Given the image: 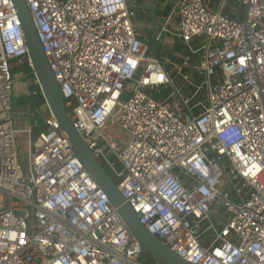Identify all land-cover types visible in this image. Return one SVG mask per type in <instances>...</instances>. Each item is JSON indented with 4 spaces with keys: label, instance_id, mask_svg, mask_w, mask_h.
<instances>
[{
    "label": "built area",
    "instance_id": "2783aa9c",
    "mask_svg": "<svg viewBox=\"0 0 264 264\" xmlns=\"http://www.w3.org/2000/svg\"><path fill=\"white\" fill-rule=\"evenodd\" d=\"M160 1L152 26L147 0H25L73 127L140 223L194 264H264V0ZM12 93L40 95V119L12 113ZM0 264H157L52 115L12 0H0Z\"/></svg>",
    "mask_w": 264,
    "mask_h": 264
},
{
    "label": "water",
    "instance_id": "95a60500",
    "mask_svg": "<svg viewBox=\"0 0 264 264\" xmlns=\"http://www.w3.org/2000/svg\"><path fill=\"white\" fill-rule=\"evenodd\" d=\"M12 1L21 23L32 66L39 78L44 99L52 115L58 122L60 128L66 133L72 149L84 168L96 184L104 190L111 205L119 214L130 235L138 243L140 255H148L157 264H194L162 244L140 223L133 207L124 198L115 180L95 157L82 136L73 127L64 106L60 85L50 69L48 59L37 36L26 2L25 0ZM159 1L147 0L140 8L142 12H152V14L145 17L147 21L151 22L152 26L157 23V19L152 15ZM143 17L142 13H137L135 19H143ZM239 18H241V15ZM136 23L138 24V22ZM210 216L212 217L213 215L211 214Z\"/></svg>",
    "mask_w": 264,
    "mask_h": 264
},
{
    "label": "rangeland",
    "instance_id": "374dc122",
    "mask_svg": "<svg viewBox=\"0 0 264 264\" xmlns=\"http://www.w3.org/2000/svg\"><path fill=\"white\" fill-rule=\"evenodd\" d=\"M161 2H158L157 4V9H156V14L158 15V19L161 22V20H163L164 16L166 15L167 9H161ZM150 13V12H148ZM159 46L158 42H156L154 44V48L157 49ZM163 53L167 54V50H162ZM170 53V51H168V54ZM24 71H28V68L26 66H24L22 68ZM33 95H25L22 93L19 94H15L12 93V97H11V108H12V113H17V115L20 114L21 111H25L28 108L34 112L35 115V119L39 120L40 119V115L38 113L37 110H35L33 108ZM148 258H150L148 255H141V260L146 261Z\"/></svg>",
    "mask_w": 264,
    "mask_h": 264
},
{
    "label": "trees",
    "instance_id": "16d2710c",
    "mask_svg": "<svg viewBox=\"0 0 264 264\" xmlns=\"http://www.w3.org/2000/svg\"><path fill=\"white\" fill-rule=\"evenodd\" d=\"M171 51H178L181 52L182 51V46L179 43H175L171 49ZM33 106L35 109H38L40 107V105H42L44 103L42 97L40 95H33Z\"/></svg>",
    "mask_w": 264,
    "mask_h": 264
},
{
    "label": "crops",
    "instance_id": "0c3cea01",
    "mask_svg": "<svg viewBox=\"0 0 264 264\" xmlns=\"http://www.w3.org/2000/svg\"><path fill=\"white\" fill-rule=\"evenodd\" d=\"M130 1H136V2H139L140 0H130ZM165 8H167V7H165ZM167 11H168V9H167ZM147 12V11H146ZM149 12V11H148ZM146 13V14H152V12H150V13ZM166 14H167V12H166Z\"/></svg>",
    "mask_w": 264,
    "mask_h": 264
}]
</instances>
